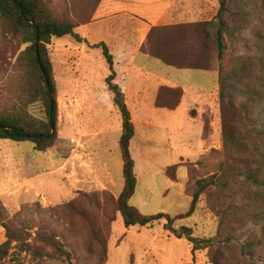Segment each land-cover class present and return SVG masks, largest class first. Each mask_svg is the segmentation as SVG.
<instances>
[{"label":"rangeland","instance_id":"obj_1","mask_svg":"<svg viewBox=\"0 0 264 264\" xmlns=\"http://www.w3.org/2000/svg\"><path fill=\"white\" fill-rule=\"evenodd\" d=\"M116 1L117 4L98 15L99 18L107 19L101 26H95L91 35L100 37L107 30L117 34L118 22L127 19L122 13L123 10L128 13L131 0ZM209 1L214 6L211 16H215L218 0ZM236 2V7L244 11L237 16L235 26L226 37L225 61L234 64L244 58H251L260 63L256 82L258 91L248 123L254 130H264V0ZM48 3L59 19H71L78 23L74 32L82 38L88 30L83 24L85 9L91 10L94 0H48ZM71 7H75L79 15H72L69 11ZM132 29V26L123 28L128 33ZM24 48V45L19 46L9 35L5 36L0 31V103L6 109L13 106L14 92L18 89L17 86L14 91L13 87L14 79L18 76L16 60ZM47 48L56 86V141L49 150L38 153L30 143L0 140V146L10 147L7 151L11 152L7 156L9 159L0 152V170L3 169L5 174L9 172V193L16 194L3 195L1 203L6 216L13 219L11 227L24 230L27 239L26 251L20 252L19 247L13 244L11 256L4 264H98L85 247L90 232L102 235L103 240L107 241L105 264H207L206 251L192 256L191 247L185 239H176L163 231L164 220L152 228L126 229L123 226L120 214H116L114 202L123 187L118 148L120 119L116 110L104 99L94 103L86 99V96L90 99L91 92L97 94L106 91L104 80L108 70L101 51L92 48L87 41L77 43L71 37L52 38ZM172 72L170 83L175 88H184L186 93L172 120L166 123L154 116L149 106H129L136 128L146 141L144 145L134 140L130 143L137 184L129 205L141 216L165 214L175 218L185 215L191 200L186 188L187 167L179 169L176 181L167 178L164 170L181 162L196 164L206 157L208 164L198 168L200 175L194 176L197 179L211 172L212 166L221 157L219 154L207 157L212 150L218 153L222 151L217 110L213 102L216 98L217 76L200 71L172 69ZM145 88L149 94L151 85L147 83ZM242 100V97L235 96L234 107L239 108ZM27 111L34 119H43L39 103L30 104ZM144 123L149 126H142ZM167 127L168 131H165ZM94 134H97L105 148L101 147L96 157L114 169L115 188L102 189L93 185L90 179L88 183L92 185L86 188L71 185V173L76 163L78 169H83L80 171L82 176L92 163L91 156L76 147L80 148ZM151 139L159 142L158 146L153 145L155 141H149ZM71 140L75 143H71ZM161 143L170 145L164 148ZM26 158L32 161L36 170H22L20 173L16 166ZM24 182L31 183L28 192H25V188L19 191ZM85 195L89 196L88 199ZM214 203L211 194L200 196L193 214L175 221V227L192 228L195 237L215 236L218 219L211 211ZM263 223L264 214H252L250 211L244 224L229 233V244L239 247L250 239L258 241L259 228ZM44 236L49 237V240L40 243ZM223 240L219 238L218 242ZM4 241V230L0 227V244ZM243 257L253 264H264V244H258L245 252Z\"/></svg>","mask_w":264,"mask_h":264},{"label":"trees","instance_id":"obj_2","mask_svg":"<svg viewBox=\"0 0 264 264\" xmlns=\"http://www.w3.org/2000/svg\"><path fill=\"white\" fill-rule=\"evenodd\" d=\"M101 1L94 0L91 10L85 9L83 24L92 21ZM218 5V10L210 21L152 28L141 48L143 53L173 69L217 74L216 98L213 102L217 110L222 151L218 153L212 150L207 157L213 154L221 157L212 166L211 172L197 179L194 176L200 175L198 168H204L208 164L206 157L196 164L181 162L164 170L167 178L176 181L179 169L187 167L186 188L191 200L185 215L175 218L165 214L141 216L129 205L137 184L134 161L130 154L134 127L124 94L115 82L113 57L102 43L92 48L101 51L108 70L104 84L111 105L120 119L118 148L123 187L114 202L116 214H120L123 226L126 229L152 228L164 220L163 231L176 239H185L191 247L192 256L206 251L207 264H253L243 255L258 244H264V223L259 228L258 241L250 239L239 247L229 244V233L244 224L250 211L252 214H264V130H254L248 123L255 105L258 91L256 82L261 65L251 58H244L234 64L225 61L226 37L235 26L237 16L244 10L236 7V0H218ZM69 11L72 15H79L75 7H71ZM77 26L75 20L59 19L48 0H0V31L5 36L9 35L19 46H25L16 60L15 70L18 76L14 79L13 87L14 91L17 86L18 89L14 92L13 106L6 109L0 103V140L30 143L38 153L46 152L53 146L57 139V100L47 47L52 38L71 37L77 43H83L81 37L74 32ZM235 96L243 98L239 108L234 107ZM181 97L179 87L160 88L156 95V107L174 110ZM34 103L41 105L42 120L34 119L27 111V107ZM207 193L213 196L215 202L211 211L218 219L216 235L200 238L193 235L192 228H176L175 221L191 216L200 196ZM101 195L105 196L103 193ZM84 197L88 199L89 196ZM83 222L87 221L83 218ZM13 224V219L6 216L0 200V227L4 230L5 237V241L0 244V264L7 261L14 247L18 246L20 252L26 251V233L20 228L11 227ZM219 238L224 240L218 242ZM48 240L49 237L44 236L40 243H47ZM106 245L107 241L103 240V236L94 232H90L85 243L87 253L98 264H105L107 261Z\"/></svg>","mask_w":264,"mask_h":264},{"label":"crops","instance_id":"obj_3","mask_svg":"<svg viewBox=\"0 0 264 264\" xmlns=\"http://www.w3.org/2000/svg\"><path fill=\"white\" fill-rule=\"evenodd\" d=\"M116 0H102L97 8L94 18L88 24H86L87 32L83 34L81 38L84 42L90 43V46L97 44H104L114 60V71L116 73L115 82L120 86L125 99L126 107L130 113L131 122L134 127V137L132 140L136 141L139 145L146 144L144 136L140 135L136 125L134 123V117L129 110V106H149L152 108V114L159 119L165 120L167 123L175 116L176 109L165 110L158 109L156 107V95L160 88H172L173 83H170L173 78V72L171 67L165 66L160 61L150 57L141 51L142 46L146 42L147 35L152 28L157 27H169L176 25H190L200 22L210 21L214 16H211L214 10L213 3L209 0H131L129 3L128 13L123 10L122 15L127 19H122L118 22L117 34L114 35V31L107 30V33H103L100 37L91 35L94 31V27L101 26V23L107 18H99L98 15L105 13L112 5L117 4ZM206 18H209L206 20ZM132 26L131 33L125 32L124 27ZM105 31V26H104ZM141 34V35H138ZM95 49V48H94ZM171 69V70H170ZM176 70V69H175ZM178 71H192V70H178ZM211 73V72H203ZM217 76L216 73H213ZM151 85L150 93L147 94L145 84ZM179 87V86H177ZM182 91V99L185 97L184 88L179 87ZM217 87L215 89V92ZM104 94H103V93ZM100 93V94H99ZM95 94L90 93V99L86 96L89 102H96L98 99H104L106 103H110V96L107 91H100ZM99 94V95H98ZM178 104V106L180 105ZM167 113V114H166ZM142 126H149L148 123H144ZM168 131V127L165 128ZM138 133V134H137ZM204 133V127H203ZM146 135V134H145ZM131 140V142H132ZM149 141H155L153 139ZM150 143V142H149ZM159 142H152L153 145L158 146ZM103 143L98 140L97 134L90 139H86L84 145L77 149H82L91 156L92 163L89 165V169L86 170L84 175H81L82 168H77V164L71 173L72 186L73 187H89L92 185L88 183L90 179L93 185L102 189L115 188L114 169L102 162L101 159L96 157V153L103 147ZM162 144V143H161ZM99 145H101L99 147ZM170 144H162L164 148H167ZM159 146V147H161ZM8 146H0V152L3 153L6 159H9L11 152L7 149ZM76 149V150H77ZM105 149V148H104ZM75 151V150H74ZM82 151V152H83ZM203 152V151H202ZM84 153V152H83ZM77 156V152H75ZM12 157V156H10ZM14 163V162H13ZM90 163V162H89ZM82 165L86 166L84 163ZM18 171L22 173V170H36L32 165V161L28 158L23 160L19 165ZM13 168V169H16ZM117 169L119 165L117 164ZM135 169V163H134ZM165 168H162L164 170ZM9 173V172H8ZM8 173H4L3 169L0 170V200L3 195H16L15 193H9L11 184L8 180ZM182 186V185H181ZM31 187L30 182H24L19 191H29ZM33 187V186H32ZM21 198V196H18Z\"/></svg>","mask_w":264,"mask_h":264},{"label":"built area","instance_id":"obj_4","mask_svg":"<svg viewBox=\"0 0 264 264\" xmlns=\"http://www.w3.org/2000/svg\"><path fill=\"white\" fill-rule=\"evenodd\" d=\"M71 143H75V141L74 140H71Z\"/></svg>","mask_w":264,"mask_h":264}]
</instances>
